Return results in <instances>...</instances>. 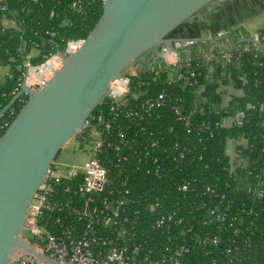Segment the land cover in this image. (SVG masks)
<instances>
[{
  "label": "trees",
  "instance_id": "obj_1",
  "mask_svg": "<svg viewBox=\"0 0 264 264\" xmlns=\"http://www.w3.org/2000/svg\"><path fill=\"white\" fill-rule=\"evenodd\" d=\"M216 3L212 1L202 11L198 29ZM6 5L5 17L13 19L18 29L3 27L0 12V69L8 68L0 83V108L20 90V65L33 49L37 50L35 56H29L33 63L62 51L67 40L84 38L102 11V0H6ZM257 34L263 45L261 51L253 42H239L214 50L207 66L203 56L181 60L171 83L166 81L162 59L153 53H145L135 61L150 57V63L131 82L132 90L142 93L130 99L133 112L129 116L125 108L119 110L113 127L103 134L106 143L101 154L110 178L118 186L124 180L129 190V201L120 212L121 218H127L123 227L128 233L117 239L107 228L98 231L114 236L117 246L134 260L160 264H169L173 259L180 264H264V25ZM230 71L243 76L241 95L231 96L222 108L198 98L197 88L208 77L226 81ZM189 72L193 75L189 76ZM161 92L163 103L147 109L145 101ZM143 104L145 109L140 108ZM12 106L16 114L22 102L16 99ZM101 111L109 116L107 100L103 99L93 112ZM240 112L239 122L224 124L228 117ZM119 131L129 143L120 152L107 145L119 141ZM89 132L90 128H83L81 133H75L81 147L85 139H90ZM240 137L246 139V144L236 147L240 151H236L235 159L245 155L248 158L244 163L231 162L226 141ZM116 152L128 156L127 161L120 159L118 169L108 160H118ZM135 152L140 157L138 162L132 159ZM68 183L64 179L52 181L58 199L69 198L71 193L64 190ZM72 199L78 205L81 196L74 195ZM150 202L157 207L150 210ZM213 205L225 211L224 221L216 222L209 215ZM159 216L164 217L163 223L155 226ZM57 217L80 225L75 215L57 210H44L40 220L42 224L50 223ZM213 237H217L215 244Z\"/></svg>",
  "mask_w": 264,
  "mask_h": 264
},
{
  "label": "water",
  "instance_id": "obj_2",
  "mask_svg": "<svg viewBox=\"0 0 264 264\" xmlns=\"http://www.w3.org/2000/svg\"><path fill=\"white\" fill-rule=\"evenodd\" d=\"M212 1L102 0L100 17L78 49L61 53V66L43 85H22L7 103L3 110L20 95L27 97L0 135V264H8L18 247L49 260L23 238L28 209L59 152L87 126L110 82L145 53L161 58L162 48L179 53V44L201 40L223 46L213 38L177 34Z\"/></svg>",
  "mask_w": 264,
  "mask_h": 264
},
{
  "label": "built area",
  "instance_id": "obj_3",
  "mask_svg": "<svg viewBox=\"0 0 264 264\" xmlns=\"http://www.w3.org/2000/svg\"><path fill=\"white\" fill-rule=\"evenodd\" d=\"M73 5H75V2ZM6 9V0H0V12L3 16L1 18L2 26L18 29L13 19L5 17L4 12ZM83 39L67 40L62 51L50 53L44 56L43 60L38 63L30 61L29 56H32L31 54L24 58L20 65L23 70L20 77V89L22 85L32 89H37L43 85L61 66V53H72L78 49ZM252 39L257 50L261 51L263 45L260 43L258 34H255ZM198 56H203L205 59L204 65L207 66V62L214 57V50L203 52ZM161 59L163 66L167 70L166 81L167 83H171L177 75L176 68L181 62V59L177 52L167 50L166 48H162L161 50ZM189 60L190 58H187V61ZM192 75L193 72H189V76ZM135 77H138V71L135 67H130L123 76L110 82L108 93L104 98L109 103V116L102 111L93 112V110L86 118L85 123L87 126L84 128H90V139L87 140L84 138V141H86L84 144L87 145L90 151L89 158L81 165H73L70 168H63L55 160L31 202L23 229V238L36 251L46 255L49 260L18 247L11 253L8 264H160L159 261H150L147 259L136 261L133 256H127L125 254L124 248L117 246L114 241V236L98 234V231L106 228L117 239L124 237L128 233L123 227V222L127 221V218H121L120 212L122 206L124 207L129 201V197L127 196L129 190L125 187L126 183L124 180L118 186L110 178L109 167L102 162V157L104 158V156L101 154L104 151L106 143L103 134L108 133L113 127L115 117L118 115L119 110L125 108L127 111L126 116H129L133 112L129 107L130 99L136 98L142 93L141 91L136 92L132 90L131 82L132 78ZM19 97L16 99H19L23 104L25 102L24 98ZM163 98L164 93L161 92L155 98L147 99L144 104H146L147 109L157 107L163 103ZM144 104L140 108H144ZM5 106L0 108L1 134L15 115V108L12 105L6 110H3ZM241 117V112L231 117V124L234 121L239 122ZM185 123L187 124L186 120ZM82 129H79L76 133H81ZM117 136L120 137L117 143L113 141V143L110 142L107 145L112 146L113 149L120 152L122 147L125 148L129 143L127 139L122 137V132L119 131ZM236 151L239 152L240 150L235 149V153L237 154ZM129 157L131 160V155ZM120 159L127 161L128 156L125 154L118 155V160L115 159V161L108 158L109 162L116 166L117 169L121 165L119 164ZM132 159L138 162L140 157L135 152ZM240 160L243 161L242 158L237 161ZM60 179L69 182L64 186V190L71 193L66 200L58 199L54 195L52 181L58 182ZM46 180L48 181L46 182ZM182 188L185 189V186H182ZM206 190L210 193L213 192V189L210 187H207ZM74 195L81 196V199H78L80 200L78 205L72 199ZM148 206L150 210H153L157 207V204L150 202ZM218 207V205L210 207L209 215L214 216V221L222 222L225 219V211L222 209L219 211ZM44 210L51 212L57 210L58 212L63 211L64 214L75 215L79 219L80 225L65 223L60 217H57L50 223L42 224L40 219ZM163 220L164 217L159 216L156 219L155 226H160ZM50 228L58 232H53ZM99 228L102 229L99 230ZM211 241L215 244L217 237H213ZM136 250L137 246H135L133 251L135 252ZM169 264L180 263L173 259Z\"/></svg>",
  "mask_w": 264,
  "mask_h": 264
},
{
  "label": "crops",
  "instance_id": "obj_4",
  "mask_svg": "<svg viewBox=\"0 0 264 264\" xmlns=\"http://www.w3.org/2000/svg\"><path fill=\"white\" fill-rule=\"evenodd\" d=\"M216 6L213 7L208 16V20L204 19L200 23V29L197 28L198 20H201V14L195 15L190 20V25L179 30V36L194 38V37H209L215 39L223 46H216L209 41H191L184 42L178 45L179 57L181 60L193 58L203 52L209 50H216L220 48H228L239 42H253L248 41L257 31L258 27H251L248 22L254 18L258 13L264 12V0H217ZM243 2V3H242ZM242 3V4H240ZM253 9L249 11L246 16L240 14L241 10L247 8ZM246 18V19H245ZM229 27V28H227ZM261 27V26H260ZM37 50H32L31 55L35 56ZM135 67V66H134ZM6 67L0 69V83L4 80ZM226 81L220 78L209 77L197 88V96L200 100L210 103L215 108H222L227 105L231 96H239L242 94L241 83L243 76L238 71H230L227 73ZM232 118L228 117L225 120L226 126L231 125ZM241 138V140H239ZM229 138L226 141V153L229 155L230 161H237L235 159V149L239 145L245 144V139ZM247 156H243V161L246 162ZM58 161V160H57Z\"/></svg>",
  "mask_w": 264,
  "mask_h": 264
},
{
  "label": "rangeland",
  "instance_id": "obj_5",
  "mask_svg": "<svg viewBox=\"0 0 264 264\" xmlns=\"http://www.w3.org/2000/svg\"><path fill=\"white\" fill-rule=\"evenodd\" d=\"M252 9L253 7L247 8L245 10L242 9L240 14H243L246 16V14ZM248 22L250 23L251 27L256 26L258 27V29H260L264 25V12L258 13L254 18H251ZM147 63L148 64L150 63V57L148 55L142 60V62L136 63L134 65L135 69L137 71H140L141 69H143V66L146 65ZM6 69L8 70L7 67ZM239 140H241V138ZM89 156H90V151L87 145L83 144L81 147L79 143L76 142L75 138L73 137L61 149L56 160H58L57 163H60L63 168H70L73 165H81L85 160L89 158Z\"/></svg>",
  "mask_w": 264,
  "mask_h": 264
},
{
  "label": "flooded vegetation",
  "instance_id": "obj_6",
  "mask_svg": "<svg viewBox=\"0 0 264 264\" xmlns=\"http://www.w3.org/2000/svg\"><path fill=\"white\" fill-rule=\"evenodd\" d=\"M176 33V32H175ZM176 34H173V36H175Z\"/></svg>",
  "mask_w": 264,
  "mask_h": 264
}]
</instances>
